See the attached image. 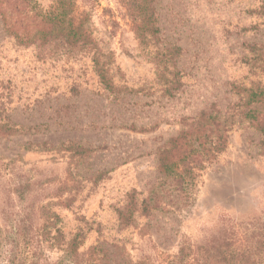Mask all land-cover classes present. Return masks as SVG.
<instances>
[{
    "label": "rangeland",
    "instance_id": "1",
    "mask_svg": "<svg viewBox=\"0 0 264 264\" xmlns=\"http://www.w3.org/2000/svg\"><path fill=\"white\" fill-rule=\"evenodd\" d=\"M36 1L44 11L56 2ZM136 1L75 0L91 36L74 49L29 42L27 4L0 0V246L10 221L25 219L60 229L65 241L82 232L81 250L158 262L225 216H264L263 136L243 115L264 114L248 103L250 89L264 91V0H146L160 28L146 43ZM94 55L115 92L100 81ZM202 113L229 119L226 148L201 171L191 203L144 214L155 187L186 198L169 196L161 159ZM131 197L138 209L124 226L118 210Z\"/></svg>",
    "mask_w": 264,
    "mask_h": 264
},
{
    "label": "trees",
    "instance_id": "2",
    "mask_svg": "<svg viewBox=\"0 0 264 264\" xmlns=\"http://www.w3.org/2000/svg\"><path fill=\"white\" fill-rule=\"evenodd\" d=\"M23 2L32 12L33 29L29 42L56 41L66 48L74 49L88 46L91 34L86 29L85 21L75 15V0H56L47 11L41 9L36 0ZM135 9L141 17L136 32L142 42L146 43L148 37L157 34L160 28L154 24L152 14H148L146 0L136 1ZM20 42H25L22 36ZM95 55V69L100 81L115 92L113 78ZM248 98L250 104L264 105L263 90L250 89ZM202 114L194 123L195 129L192 128L195 132L191 130L182 137L173 139L171 150L161 159L165 179L170 178L173 183L169 185L172 189L169 196L173 192H184L186 198H164L158 195V188L155 187L150 196L141 203L144 214L149 215L154 210L176 211L191 203L201 171L226 148L229 119L220 118L218 113ZM243 115L261 132V143L264 144V114L261 115L257 109L251 108L243 112ZM137 209V201L131 197L125 207L118 210L124 226L133 223ZM24 222L25 219L10 221V228L1 241L0 264H127L117 258L118 253L103 246L94 245L87 250H81L82 232H77L65 241V235L60 229L52 234L46 224L34 228ZM46 242L49 245L46 246ZM46 247H50V251L58 249L61 253L53 259ZM131 264H264V216L248 219H231L225 216L220 225L200 242L183 237L177 252L167 256L165 260L156 262L150 256L144 255Z\"/></svg>",
    "mask_w": 264,
    "mask_h": 264
}]
</instances>
